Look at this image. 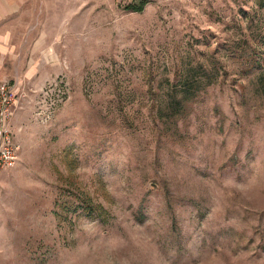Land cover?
Returning a JSON list of instances; mask_svg holds the SVG:
<instances>
[{
  "label": "rangeland",
  "instance_id": "1",
  "mask_svg": "<svg viewBox=\"0 0 264 264\" xmlns=\"http://www.w3.org/2000/svg\"><path fill=\"white\" fill-rule=\"evenodd\" d=\"M25 1L56 75L15 89L0 264H264V0Z\"/></svg>",
  "mask_w": 264,
  "mask_h": 264
},
{
  "label": "crops",
  "instance_id": "2",
  "mask_svg": "<svg viewBox=\"0 0 264 264\" xmlns=\"http://www.w3.org/2000/svg\"><path fill=\"white\" fill-rule=\"evenodd\" d=\"M36 6V3L25 0H0V80H9L14 90L39 87V93L50 85V82L44 81L55 80L56 68L49 63H41L38 51L40 43L34 42L31 29L26 32V38L22 37L25 24L31 20L24 16L22 10ZM23 97L17 95L11 118L20 115L18 107L22 105L20 100Z\"/></svg>",
  "mask_w": 264,
  "mask_h": 264
},
{
  "label": "built area",
  "instance_id": "3",
  "mask_svg": "<svg viewBox=\"0 0 264 264\" xmlns=\"http://www.w3.org/2000/svg\"><path fill=\"white\" fill-rule=\"evenodd\" d=\"M43 96L47 90H41ZM16 102V92L9 80H0V170L16 160L18 144L11 135L10 119Z\"/></svg>",
  "mask_w": 264,
  "mask_h": 264
},
{
  "label": "trees",
  "instance_id": "4",
  "mask_svg": "<svg viewBox=\"0 0 264 264\" xmlns=\"http://www.w3.org/2000/svg\"><path fill=\"white\" fill-rule=\"evenodd\" d=\"M145 1L146 0L131 1L125 4L124 7L130 10H139ZM197 74L199 73L190 71L189 74L180 78L178 85L175 84L169 88L167 92L168 100L163 104V109L159 108V111L163 115L172 116L177 113L185 100L193 97L198 90L203 88L204 83H202V78ZM205 74L206 73H203V75Z\"/></svg>",
  "mask_w": 264,
  "mask_h": 264
}]
</instances>
